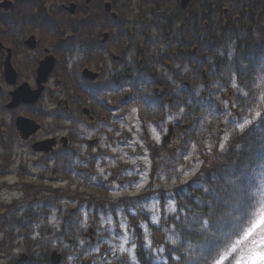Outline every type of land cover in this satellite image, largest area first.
Wrapping results in <instances>:
<instances>
[{"label":"flooded vegetation","instance_id":"obj_1","mask_svg":"<svg viewBox=\"0 0 264 264\" xmlns=\"http://www.w3.org/2000/svg\"><path fill=\"white\" fill-rule=\"evenodd\" d=\"M261 25L264 0H0V175L21 193L9 211H58L41 201L58 190L107 192L88 193L96 206L127 197L111 193L144 162L122 160L123 148L148 153L151 185L137 193L161 188L151 167L195 141L198 84L226 85L212 99L234 110L237 78L223 65ZM17 155L28 161L18 171Z\"/></svg>","mask_w":264,"mask_h":264},{"label":"trees","instance_id":"obj_2","mask_svg":"<svg viewBox=\"0 0 264 264\" xmlns=\"http://www.w3.org/2000/svg\"><path fill=\"white\" fill-rule=\"evenodd\" d=\"M258 34L247 35L242 39L240 43H237V48L233 55L228 57L223 65L224 73L227 75L235 76L240 84V91L235 94V108L234 110L221 109L219 108L214 100L215 95L217 96L219 88L227 87L226 85L218 86L213 81V77H208V82L205 85L204 92L206 97L203 95L202 90L198 89V144L201 146L202 162L199 168L195 172L202 173L205 177H211L214 171L222 164L230 163L237 154L240 155L241 159H244V153L249 151L251 146L258 140H264V125H258L252 128L247 135L241 139V133L235 129V122H229L235 118V121L243 123V119L250 115V111L256 107L258 111L264 112V80L256 79L258 70L264 67V31L262 27L258 28ZM199 73V70H198ZM215 71L211 74L214 75ZM200 76V74H199ZM254 81V83H253ZM247 85V86H246ZM199 88V84H198ZM192 104V103H191ZM231 114V115H229ZM191 136L195 140L196 126L194 124L190 127ZM231 134V145L232 147L228 152L221 155L219 150V141H221L225 134ZM201 139L210 141L209 147L201 143ZM197 141V140H195ZM239 145V148L235 146ZM211 149V150H210ZM171 156V155H170ZM173 157V156H171ZM153 168L155 166L153 165ZM139 193L135 198L120 199L118 202L119 206L127 210L128 206L140 202L141 199L148 198V196H155L160 201L162 208L161 222L160 225L155 226L149 222V229L151 235L161 233L163 240L161 247L166 250L160 252V258L154 253L152 248L147 247V241L144 234V230L139 225L141 220H149L146 214H142L141 210L138 209V214H130L127 212V219L129 229L132 234L133 243L135 247V256L138 264H178V262L170 259V254L167 251L169 248H174V245L167 240V237L172 234L171 230L174 225H177V221L174 219L173 213L166 211V205L169 200H174L178 205L181 202L186 204H193V201L202 195L197 190L195 182V173L192 177L176 185H170L159 189H145ZM68 197H77L72 193L67 194ZM66 197L61 191H56L54 194L44 196L41 201L43 205L49 203L60 205V199ZM81 201L85 200L83 196L78 195ZM259 197H257V200ZM87 203H89V200ZM60 206H58V209ZM258 205L254 201L250 208H239L236 212L237 219L231 222V225L225 230L227 235L231 239H237L243 229L247 226V222L251 219ZM101 210L104 214L107 211H114L115 204L113 205H100ZM91 213L93 210L89 207ZM10 207H3L0 209V218L3 222L7 223L2 227L0 223V247L3 246L7 239H11L13 234L18 233L19 237L22 238L24 244V251L26 252L28 259L26 263H20L17 259L9 260L3 264H50L49 253L53 249L52 244L54 241L61 243L67 241V238L72 237L73 242H76L78 236L83 232L78 222L82 219L81 213H70L67 217L64 215L63 222L60 223L59 227L51 231L46 229L35 230V225L41 219H44L46 215L36 213H26L22 215H16L11 213ZM91 214V216H98V213ZM169 213V214H168ZM246 213V214H244ZM183 218L184 213H179ZM145 215V216H144ZM175 238V237H173ZM90 242H87L89 244ZM194 247L189 249L186 255L199 256L202 251V245L197 243L196 239L192 241ZM86 249V248H83ZM77 253L76 250H70L68 254ZM63 252L62 263L65 262L68 255ZM180 253H172V255H178ZM160 259V260H159Z\"/></svg>","mask_w":264,"mask_h":264},{"label":"snow or ice","instance_id":"obj_3","mask_svg":"<svg viewBox=\"0 0 264 264\" xmlns=\"http://www.w3.org/2000/svg\"><path fill=\"white\" fill-rule=\"evenodd\" d=\"M256 79L264 80V67L258 70ZM233 87H236L235 79ZM229 122H235V129L243 139L252 128L264 125V112L256 111L251 119L245 117L243 123L235 121L234 117ZM156 139L159 141L160 137L157 135ZM218 146L221 155L228 152L232 147L231 134L226 133ZM235 147L239 148V145ZM181 174L187 175V172L181 170ZM145 182L137 183L136 188L142 189ZM195 182L202 195L193 204L181 202L178 205L170 199L167 205V212L175 214L174 219L178 222L167 237L175 246L167 249L170 259L178 264H264V140L254 143L244 153V159L237 154L230 163L220 165L210 178L195 172ZM254 201L258 207L247 226L237 239H231L225 230L237 219V210L252 207ZM180 212L184 213L183 218ZM152 219L155 221L156 216ZM107 222L111 224L112 218L109 217ZM193 239L202 245L199 256L186 255L194 247ZM124 242L127 243V239ZM135 247L133 244L132 248ZM157 250L164 252L166 249L160 247ZM120 251H126L123 244ZM127 251L135 262L132 250ZM174 252L180 254L172 255Z\"/></svg>","mask_w":264,"mask_h":264},{"label":"rangeland","instance_id":"obj_4","mask_svg":"<svg viewBox=\"0 0 264 264\" xmlns=\"http://www.w3.org/2000/svg\"><path fill=\"white\" fill-rule=\"evenodd\" d=\"M263 31H264V25H263ZM258 33H259L258 30H255L254 34H258ZM237 85L238 83L236 82V87H233L232 93L237 91L238 89ZM227 97H228V90L225 91V100H224V103L228 105L229 99H227ZM256 111H258V109L254 107L250 111V115L247 118L251 119V116ZM131 121H133V119L129 117L127 122L130 123ZM201 143L207 145L208 147L210 145V141L203 139H201ZM122 153H123L121 156L122 160L126 159L127 161H130L133 164L134 163L138 164V166L142 165V163L140 162H144V165L142 166L143 170L138 174L139 179L133 180L132 178L137 175V172L135 169H133V165H132L129 168L130 169L129 175L131 176L130 182L124 186H122V184H117L116 185L117 192L111 193L113 197L116 194H118V196L123 194H129L128 196L134 195L138 191H141V189L138 190L136 188L137 183L146 180L144 187L147 186L149 183L148 181H149L150 168H149L148 153L144 151L139 153V156H136L135 149L131 154L129 150L126 148H123ZM166 161H167L166 166H163L159 174L156 173L155 175V177L160 175L158 184L156 183V186L160 185L166 187V186H170L171 184L176 185L178 183H183L189 180L192 177V175L195 173V171L199 168L202 162L201 146H199V144L194 141L186 151L179 150L173 159L168 158L166 159ZM23 162L27 163L28 161H22L20 157L17 155L14 169L18 171L17 168H19V165ZM28 168L32 170L36 175L38 174L37 172L40 171L41 169L40 166H36L32 164H29ZM181 170L187 172V175L181 174ZM20 174H22V170H20ZM27 174H28L27 176L31 175L29 171H27ZM19 177L23 179L22 176ZM27 179H31V178H27ZM18 180L19 178L16 177L14 174L0 175V209L3 206H5V204L10 203L12 199L14 200L16 198L21 197V193L19 191L20 189L19 187H17V184L15 183ZM78 191H79L78 195L86 198L89 197L88 200L90 202L91 209L94 211L95 210L100 211L101 208L100 206H96L93 204L94 199L92 198V196H94L95 194L98 195V193L103 197L108 195L107 192L95 193V190L91 188L89 189L80 188L78 189ZM88 193H90L92 196ZM74 204L75 202L71 201V205ZM83 205L85 204L83 203ZM81 210L82 207L81 209H78L79 212ZM143 210L149 211L150 221L154 223H158L160 218L159 215L161 214L162 210L158 206V203L155 199L150 198L148 202H145ZM166 211H167V206H166ZM125 212L126 211L124 209L122 208L117 209V206H115L114 215L107 214V215H101L100 217L92 216V220L95 221L99 220L98 222L99 226L96 227L97 229H95L96 231L94 232L95 240L92 242L93 244L91 243L87 244V242L81 236L77 238V243L74 242V246H72V244L69 245L65 241H62L61 243L54 241L52 247H57V249H59L60 252L61 251L66 252L68 254L71 248L72 250H76L77 253L81 251L80 254H75V255L73 253L68 254L65 262L60 264H81V261L85 258L90 259V262L88 264H109L111 262H114L116 264H138L137 259L134 262L131 256L129 255V252L127 251L128 249H131L132 254L135 255V248L134 249L132 248L133 241L131 237V232L128 227L127 215ZM132 212H136L135 209H132ZM39 213L41 214L42 212ZM43 214L44 213H42V215ZM44 215H46L44 219L38 221L34 227L35 230H37L38 232L40 230L47 228H52L53 230L60 225L61 214H57L56 212H54L50 214L46 213ZM83 216L86 217L83 218V220L81 219V222L82 224H85L88 222L89 216L88 215H83ZM153 216H156L155 221H153L152 219ZM109 217L112 218L111 224L107 222ZM0 218L3 217L0 216ZM0 223L1 226L3 227L7 223V221L3 222L2 220H0ZM142 225L144 224L142 223ZM144 231L147 237V247L152 248L154 253L160 258L159 256L160 251H158L157 249H159L161 246L155 247L154 244L159 245L161 241L160 242L156 241V238H154L155 236H151L150 229H146L145 226H144ZM125 239H127V243L124 242ZM122 244L123 247L126 249L125 252L120 251V246ZM24 247L25 246L23 244V240L21 237H19L18 233L13 234L11 239H7L3 244V246L0 247V264H3L4 262L9 260L18 259L21 253L25 252ZM84 247H86V249H83Z\"/></svg>","mask_w":264,"mask_h":264},{"label":"water","instance_id":"obj_5","mask_svg":"<svg viewBox=\"0 0 264 264\" xmlns=\"http://www.w3.org/2000/svg\"><path fill=\"white\" fill-rule=\"evenodd\" d=\"M86 235L92 236V229H89ZM20 260H26V255L22 254ZM52 264H58L61 261V254L57 250H53L50 254Z\"/></svg>","mask_w":264,"mask_h":264}]
</instances>
